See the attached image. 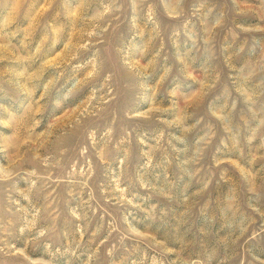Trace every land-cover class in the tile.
I'll return each instance as SVG.
<instances>
[{
  "label": "rangeland",
  "instance_id": "obj_1",
  "mask_svg": "<svg viewBox=\"0 0 264 264\" xmlns=\"http://www.w3.org/2000/svg\"><path fill=\"white\" fill-rule=\"evenodd\" d=\"M0 264H264V0H0Z\"/></svg>",
  "mask_w": 264,
  "mask_h": 264
}]
</instances>
